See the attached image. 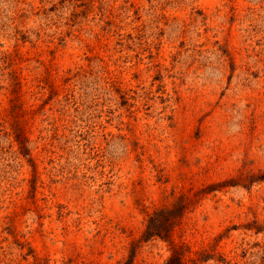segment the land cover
I'll use <instances>...</instances> for the list:
<instances>
[{"label":"rangeland","instance_id":"obj_1","mask_svg":"<svg viewBox=\"0 0 264 264\" xmlns=\"http://www.w3.org/2000/svg\"><path fill=\"white\" fill-rule=\"evenodd\" d=\"M259 171L264 0H0V264H165L182 194L197 264H264Z\"/></svg>","mask_w":264,"mask_h":264},{"label":"trees","instance_id":"obj_2","mask_svg":"<svg viewBox=\"0 0 264 264\" xmlns=\"http://www.w3.org/2000/svg\"><path fill=\"white\" fill-rule=\"evenodd\" d=\"M23 147L26 148V141H23ZM234 180V179H232ZM250 183L264 182V171L253 173L250 175ZM227 184L236 185L235 181L225 182ZM192 199L187 194H182L176 201L170 205L155 210L148 218L146 228L143 233V240L149 241L155 238H159L171 245V253L165 264H186L192 262L197 264L198 261H207L209 259L208 251L196 252L192 250V247L185 242L175 243L174 232L181 219L184 217L186 211L190 207ZM264 232V227L259 226L256 229V233ZM136 255V247H132L128 260L119 264H134V258ZM205 255V256H204ZM199 256H203L200 258Z\"/></svg>","mask_w":264,"mask_h":264}]
</instances>
